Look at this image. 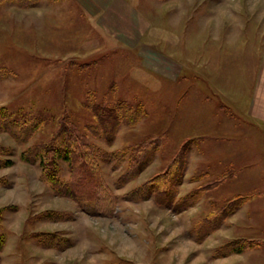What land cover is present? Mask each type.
Masks as SVG:
<instances>
[{
	"label": "rangeland",
	"instance_id": "rangeland-1",
	"mask_svg": "<svg viewBox=\"0 0 264 264\" xmlns=\"http://www.w3.org/2000/svg\"><path fill=\"white\" fill-rule=\"evenodd\" d=\"M86 1H0V110L40 122L25 142L0 131V161H12L0 166V264H264V128L249 109L264 0H120L124 20L145 25L128 39L158 47L157 66L103 32L110 6ZM95 105L127 110L113 136L95 127ZM68 126L97 147L102 191L83 203L22 158ZM53 169L71 180L68 161ZM151 185L174 189L172 202L154 188L142 196ZM53 236L57 245L42 241Z\"/></svg>",
	"mask_w": 264,
	"mask_h": 264
},
{
	"label": "trees",
	"instance_id": "trees-1",
	"mask_svg": "<svg viewBox=\"0 0 264 264\" xmlns=\"http://www.w3.org/2000/svg\"><path fill=\"white\" fill-rule=\"evenodd\" d=\"M11 1H16L22 6H30L37 2V0ZM119 109L122 116L127 117V110L124 109L123 111H121V107ZM92 112L98 120L97 123L99 126L97 125L95 127L100 129L103 133L109 135L110 137L113 136L115 127H117L119 125V122L121 121L119 110H117L115 107L95 105L92 108ZM137 118V115H133L132 117H130V121L135 122ZM39 124L40 122L38 120L26 123L22 121L20 122L16 119H11V117L7 115L6 110H0V131L9 132L21 142H25L28 138H30L39 127ZM61 129L62 130L59 131V135H57L55 139L52 138L53 141L50 145V148H46V146L40 145L33 146L22 154V158L29 162H34L39 159L41 163L45 164L46 166H43L45 167V179L58 193L72 194V197H74L80 203H83V200L87 199L85 196L88 194L93 195L94 197H99V193L96 194L94 192L102 191V181L97 180L94 160L91 159L92 157L90 156L94 155L95 152H97V147L88 143L86 137L78 133V130H76L75 128L72 129V127L68 126V128L64 127ZM55 141L56 144H53V142ZM49 156H52V159H49ZM150 158V153H148V156L145 158L142 154H137V156L134 158V164L132 165V169L129 172V176L136 175L137 172H139V170L145 165L146 161ZM60 159L66 160L72 165V177L71 180H69L67 183L60 182L57 178V171L53 169V164L57 165V162ZM11 163L12 161L10 159H7L6 161H0V166L10 165ZM80 173L85 174L87 176V179L85 180L83 177L79 176ZM158 179L159 177L153 179V184L154 181L157 182ZM142 188L138 192L143 191ZM153 188L155 190V193L161 195L160 199H162V201L168 200L172 202V199L174 197V189L172 191H166V187L164 189H161L156 185H151V187L146 188L145 190L147 191L144 190L141 195L145 196V194L150 192V190H152ZM191 196H187L184 199L180 200L181 203H178L180 205V207H178L179 210L185 209L192 203V201H194L195 196L192 198ZM89 203H92V201ZM95 211L97 212L98 210ZM89 212H91V210H89ZM223 214H225V211H223L221 215L213 216V224L210 226L208 225V223H206V225L204 226L206 230L204 232H208L210 229L213 230L214 228H216L221 219L225 216ZM42 241L44 243H47L48 245L58 244L57 238H55L54 236L49 239L43 238ZM230 245L231 243L221 248L222 254H226L232 251Z\"/></svg>",
	"mask_w": 264,
	"mask_h": 264
},
{
	"label": "crops",
	"instance_id": "crops-1",
	"mask_svg": "<svg viewBox=\"0 0 264 264\" xmlns=\"http://www.w3.org/2000/svg\"><path fill=\"white\" fill-rule=\"evenodd\" d=\"M88 3L87 5H90V7H92V10L90 9L91 11H93L94 9L96 10L95 7L97 6L107 7V9L110 6L108 11L105 12V15L100 19V24L105 34H115V36L120 38L124 45L127 43L134 47L138 54H141L144 59L147 58L152 63L154 62L153 64H155V66L161 64L162 58L160 57L158 47L153 48L152 46H139L137 45L136 41L134 42V40L128 39V37H138V35H140L142 31H144L145 25L141 21H137L135 18L133 19L136 22H132V20L128 22L125 21L123 18V11L121 8L120 0H88ZM261 59L258 65L259 72L255 77L257 79L252 87V97L249 102V109L256 122L259 121L261 127L264 128V55H262ZM180 65L181 67L178 68L174 67L175 65H173V67L167 65L169 71L167 73H164L174 78L178 76V74H180L179 72L184 66L182 63Z\"/></svg>",
	"mask_w": 264,
	"mask_h": 264
}]
</instances>
